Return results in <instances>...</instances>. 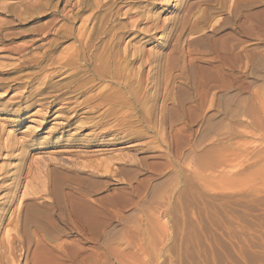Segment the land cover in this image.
<instances>
[{
	"label": "rangeland",
	"instance_id": "374dc122",
	"mask_svg": "<svg viewBox=\"0 0 264 264\" xmlns=\"http://www.w3.org/2000/svg\"><path fill=\"white\" fill-rule=\"evenodd\" d=\"M35 1L0 0V264H36L40 246L67 254L61 261L44 259L47 264H264V0H118L110 13L101 8L100 15L105 12L111 20L107 28L125 34L121 48L140 50L142 62L123 66L149 80L138 92L141 101L146 87L156 94L155 104L140 101L143 112L132 115L135 122L128 128L113 118L90 128L108 105L96 113L81 106L85 98L105 85L117 96L123 92V101L132 94L107 81L95 82L94 88L90 83L83 94L87 72L79 68L80 78H73L77 70L61 69L55 60L72 42L45 54L47 33L78 24L41 17L59 5ZM85 13L82 18L90 11ZM6 71L10 74H1ZM46 82L50 97L38 96ZM150 104L156 105L155 123L147 131L140 120ZM118 133L122 138L111 142ZM97 160H111L112 169L131 167L135 176L95 172L88 161ZM50 168L90 176L89 232L61 224L56 238L28 224L27 245L20 220L31 197L24 192L33 186L32 178ZM104 196L115 205H106ZM42 199L35 202L49 201Z\"/></svg>",
	"mask_w": 264,
	"mask_h": 264
},
{
	"label": "bare ground",
	"instance_id": "6f19581e",
	"mask_svg": "<svg viewBox=\"0 0 264 264\" xmlns=\"http://www.w3.org/2000/svg\"><path fill=\"white\" fill-rule=\"evenodd\" d=\"M53 1L54 0H36L35 1V5H38V4L40 5V4H42V2H44V4H50ZM55 1H57V3L56 2L55 3H56V5H59V7L63 3L62 8L59 10V7H58V9L56 11H53L50 14L49 13L48 14H45V15L43 14L44 16H41V17H47V16H49V17H52V18L53 17L56 18V16H58V17H60V19H62V21L66 22L67 24H71V26H72V24L75 23V25L78 24V26L76 28H74V27L72 28V27H69L70 25L69 26H66L65 24L62 23L63 25L59 26L57 29H54V31H53L52 34L47 33L45 37L46 38L49 37V39L50 38L51 39L49 40V42L47 44L48 45V53L46 51L45 54H52V53H54L61 45H63L64 43H67V42L70 41V42H72L71 43L72 46H70V48H68V47L64 48V51L60 52V54L61 53L62 54L60 56H56V59H55L56 61H58L57 63H59L61 69L62 68H65V70H66V68L67 69H71V70L76 69L77 71L74 72L75 74L73 72H72L73 74L71 73V75H72L73 78L75 76L76 77L79 76V78H80V74L78 72L80 69H83L84 71H86L87 72L86 75H89L90 76V78H88L89 80H88L87 85H86L87 87H88V85L90 83H93L92 86L94 88V83L95 82L96 83H102V82L107 81V82L114 83V84L116 83L118 85V87H119V90L122 87L123 89H126V93L129 92V93L132 94V95L130 94L131 96L128 95V96H130V99L129 100L127 98L128 96L125 97L128 101H123L122 98H121V95L123 93L122 91H121L122 92L121 95L120 96L119 95L117 96L116 94H113L112 93L113 90H110L111 88H108V86L105 85V87L103 86L104 88H101L98 91L99 93H97L96 95H93L90 98H85L84 101L82 102V105L81 106H83L84 108L90 107L88 109L96 110V113H97V111H99L98 110L99 107H102L104 105L105 106L108 105V108L105 110L104 113H102L100 115L98 114L99 115L98 120L94 119V120H96L95 123H94V120H93V122H92L93 123V126L91 125L90 128H99V127L104 126L106 123L104 124L103 121L105 119H108V118H113L114 121H118L119 122L118 125L119 124L122 125V126L124 125V127H127V125H133V122H135V121H132V115L133 114H136V113H140L141 111L143 112V110L140 111L138 109L139 108L138 107V104L141 101V97L138 95V92L140 91V89H142L141 88L142 87L141 85L143 84L142 82H147V81L149 82V80L142 81L141 78L144 77V76L140 77V75H139V72L140 71H138L136 69L135 70L134 69L132 70V67H131V69H127L128 67L126 68V67L123 66V64L126 65V63H127L126 66H128V64H134V63L138 62L142 58L141 57L140 50L130 49L131 47L130 48H127V47L126 48H121L122 41L125 39L124 38V35L125 34L123 35L122 33L118 32L116 29L114 30V27L107 28V27H109V21H111V20L108 21L109 18H107V13H110L114 9H116V7H117L116 1H118V0H75V2L73 3V5H71V2L74 1V0H55ZM138 1H140V0H138ZM145 2H146V4H151L149 0H146ZM154 2H156V1H154ZM33 3H31V4H33ZM118 3H120V2H118ZM30 5L29 6L27 5V6L30 8L32 6V5L31 6ZM54 5L55 4H53V6ZM105 6L107 7L106 8V12L107 13H105L103 11L104 14L100 15L102 13L101 8L103 9ZM68 7H70V8H69V10L66 11V9ZM44 9H42V10L44 11ZM52 9H53V7H52ZM144 9H146V6H145ZM42 10H40L41 13H43ZM47 10H48V7H47ZM104 10H105V8H104ZM86 11H90L89 15L86 16V17H84V18H82V15ZM129 12H130V9H129ZM129 12H127V16H128V13ZM135 12H137V11H135ZM138 12L136 14H138ZM44 13H45V11H44ZM114 13H117L118 14L119 12L114 11ZM31 14H34V12H31ZM34 15H36V13ZM148 15L150 16V14H148ZM140 16H142V15H140ZM140 16H139V18H140ZM201 16H202V14H201ZM248 16H249V14H248ZM134 17H132V18H134ZM129 18L131 19V15H130ZM142 18H143V16H142ZM248 18H246V19H248ZM60 19L59 20L56 19V20H54V22L57 21V20L60 21ZM111 19H112V16H111ZM36 20H37V18H34L32 21H36ZM200 20H201V18H200ZM52 21H53V19H52ZM135 21L136 20H134L133 22L130 21L131 24H132V26H133V23ZM147 21L148 22L151 21V16H150V20H147ZM147 21H145L144 23H146ZM204 21H205V19H204ZM141 22H143V21L141 20ZM49 23H51V22H49ZM113 23L115 24V22H113ZM153 23H154V20H153ZM114 24L112 26H114ZM136 24L138 26L140 24V21H139V23H136ZM155 24H156V22H155ZM124 25L125 26H123V28L125 27L124 31H126L127 30L126 28H129V27L127 26V23H125ZM156 25H155V27H156ZM52 26L55 27V25H52ZM144 26H145V24H144ZM158 27L159 26H157V28ZM120 29H121V27H120ZM151 29H152V26H151ZM149 30H150L149 28L146 29V32L149 33ZM183 30H185V28ZM134 31H135V29H134ZM137 31H138V28H137ZM137 31L135 33H138ZM142 31H143V29H142ZM144 32H145V29H144ZM180 32H181V29H180ZM152 34H154V33H152ZM142 36H143V34H142ZM143 37H146L147 38V36H143ZM148 38H152V37H148ZM44 39H41L39 41H42ZM36 41H38V39H36L35 42ZM146 58L148 59V57H146ZM147 59H146V61H147ZM150 61L152 63L153 59L150 60ZM141 62H142V59H141ZM143 62H144V60H143ZM143 64L145 65V63H143ZM147 64H149V62H147ZM192 65L189 66L190 70H192L191 67L194 68L193 67L194 65L193 66ZM184 68L185 67L183 66V69ZM141 69H142V67H141ZM195 70H196V67H195ZM84 71H82V72H84ZM186 71L184 70L183 72L185 73ZM196 71L198 72V70H196ZM199 71L201 72L202 70L200 69ZM141 72H142V70H141ZM147 72L151 73L150 70L147 71ZM1 74H4V75L5 74H10V72L6 71V72H2ZM154 74H155V72H154ZM186 75H188V74H186ZM82 76H84V75H82ZM84 77L86 78V76H84ZM180 77H182V76H180ZM187 77L189 78V75ZM82 79H83V77H82ZM185 79H186V77H185ZM200 79H202V78H200ZM70 80H71V78H70ZM74 80H71V81H74ZM187 80H185V81H187ZM194 81H193V83H194ZM202 81H205V80H201V84H202ZM82 82L84 83V85L86 84V82H84V80ZM122 82L124 83L123 85H122ZM153 82L155 83V81H153ZM196 82H198V86L200 87L199 78H198V81L196 79ZM196 82H195V84H196ZM72 83L73 82H69V84H72ZM206 83H207V80H206ZM49 84H50L49 82H46L44 84V87L43 88H40L39 87L40 89H39L37 95L38 96H41V95L46 94V95H48L50 97V93L47 92V90L49 89ZM195 84H194V86H195ZM203 84H202V88H203ZM69 86H71V85H68L67 84L66 87H69ZM153 86L151 87L152 90L154 88ZM196 86H195V88H196ZM80 87H81V85H80ZM87 87L84 89V93L83 94H85V93L87 94V92H89L91 90L90 89L91 87H88V88ZM143 87H144V85H143ZM146 88H144L145 90H144V93L142 95L143 96V100L141 102H144V103L147 104V103L151 102L154 97H156V94H155V96L152 95V94H150L149 93V90H148L149 88H147V89ZM191 88H193V87H191ZM200 89H201V87H200ZM117 90H115V91H117ZM146 90H148V93L146 92ZM116 93H118V91ZM112 94L113 95H116L117 97L112 96ZM150 95H152V97H150ZM124 96H126V94ZM53 97H54V100L53 101L55 102V99H58V97H60V96L57 95V96H53ZM29 98H30V96H29ZM43 99H44V96H43ZM97 99H98V101H100L101 104H98L99 103L98 102L94 106H91L90 105L91 102L93 100H97ZM63 100H65V99H63ZM155 103H152V104H155ZM74 104H76V103L74 102ZM155 107H156V105L154 106V105H151L150 104L146 108V110L144 111V113H142L143 119L141 118V120H140L141 123L140 122L139 123L142 124V122H144L145 125H146L145 126L146 127L145 129L147 131H151V127L155 123V122L153 123V121H155L154 120V118H155V116H154V114H155L154 113L155 112ZM123 109H125V110L126 109H129V112L128 113L127 112H122V111H124ZM91 112H89V113H91ZM75 118H76V114L74 116H72L71 118H68V119H69V121H73V120H75ZM93 118H90L88 120L92 121ZM121 122H123V123H121ZM65 125L68 127L67 124H65ZM144 132H146V131H144ZM118 134H119L118 137L115 136V135H113L112 136V139H109V138L108 139L111 142L117 141V140L121 139L122 137L120 136V133H118ZM152 137H155V135L152 136ZM139 138H140V136H139ZM106 143L109 144L107 141H106ZM55 147H58V146L56 145ZM110 159H112V158H110ZM112 160H114V159H112ZM109 161H111V160H109ZM109 161L108 160L107 161H100L99 160L98 162L88 161V163L90 162L89 166L91 165V167L93 168V170H95V172H100L101 171L103 174H106L107 176L108 175L109 176H112L114 173L121 174L123 172H128V171H131V174H133L135 176L136 171L133 170L131 167L129 169L126 166L120 165V167L115 168V169H112L113 166L110 165V162ZM111 163H113V162H111ZM53 167H55V166H53ZM82 168H84V164L82 165ZM37 171L39 172V169ZM40 172L38 174H40V176L41 175L42 176L39 177L38 174H37L36 175L37 177L35 179L32 178V180H33L32 181L33 186H31L28 190H25V192H24V194H25L24 196L25 197L26 196L31 197V198H26L25 199V205L23 207L24 209H22V218L20 220V224H21V227H22V232H23V235H24L23 237L25 238L24 239L25 244L27 243V245H28V242L30 243L29 238L26 236L27 232H26V229H25V226H27L28 224L29 225H31V224L34 225V227H36L37 233H45V234H48V235H50L52 237H56V238L61 233V229H60V225L61 224H63V225H66L67 224V225L71 226V229L74 230V231L77 229L76 227L79 226L82 229H80L78 232H80V233H86L89 230L88 227H89V224L91 222V216L93 214V209H92V206H91L92 204L90 205V203H88L87 200L85 199V198H87L86 194H89L92 186H94L93 182H90L88 180L90 178V176H89L88 179H85L86 176L83 178V177L78 176V174L77 175H74V172L72 174V173L68 172V170L67 171L63 170L62 171V169L60 170V168L59 169H57V168H52L51 169L50 168V170L46 174H41ZM81 173H83V172H81ZM128 173H130V172H128ZM110 174H112V175H110ZM85 175H87V174H85ZM114 175H116V174H114ZM91 176H92V174H91ZM13 184H14V182H13ZM95 184H97V183H95ZM73 185H75V187H77V188H74ZM17 186H18V184H17ZM15 188H16V186H15ZM15 188H13L11 190H14ZM16 190H18V189L16 188ZM120 192H122V190ZM24 196L22 195V198ZM44 197L47 198L46 200H49V201L48 202L45 201L42 204H39V203H36L35 202L36 198L37 199L38 198L39 199L40 198H43L44 199ZM99 199H101V198H99ZM109 199H106V197H105L104 200H105L106 203L105 202L104 203L106 205H107V203L110 204V205H115V204L112 203L113 202V198L110 199L112 201H110ZM89 202H91V201H89ZM100 204H102V203H100ZM105 204H104V206H105ZM93 207L96 208L95 206H93ZM103 209L106 210L105 207H103ZM97 210H99V209H97ZM99 213H101V212H99ZM108 216H110V215H108ZM96 217H98V216H96ZM92 218H93V216H92ZM106 219H108V218H106ZM101 221H102V219L98 220V222L102 223ZM103 222H105V218H104V221ZM92 226H93V224H92ZM98 226H99V224H98ZM36 235H38V234H36ZM80 236H82V235H80ZM85 236H86V234H85ZM20 241H21V239H20ZM58 248H61V247H58ZM54 250L55 249H49V248L47 249L44 246L43 247L40 246L39 247V255H40V257H38V258L36 257L38 259V260L35 259L36 260V264H47L49 262L48 261L47 263H45V260L44 259H46V260H54V259H57V261H58V258H59L60 261H61V259H64L65 256L67 255V254H65V252L60 253L61 250H58L59 253H58V251L56 252ZM37 256H38V254H37ZM53 262H55V261H53ZM55 263L57 264V262H55Z\"/></svg>",
	"mask_w": 264,
	"mask_h": 264
}]
</instances>
